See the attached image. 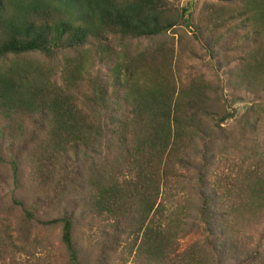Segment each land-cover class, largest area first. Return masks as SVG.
<instances>
[{
  "label": "trees",
  "instance_id": "obj_1",
  "mask_svg": "<svg viewBox=\"0 0 264 264\" xmlns=\"http://www.w3.org/2000/svg\"><path fill=\"white\" fill-rule=\"evenodd\" d=\"M226 1L240 4L235 14L207 10L203 19L217 20L218 28L238 18V28L247 30L243 41L251 45L233 75L257 97L260 86L264 92V0ZM189 17L188 8L179 10L171 0H0V121L5 128L29 120L40 152L63 162L61 185L81 182L76 188L89 210L116 227L127 222L141 232L135 252L141 264H264V237L249 248L245 239L251 236L240 235L264 225V160L230 190L217 185L207 192L209 162L198 143L205 147L207 135L235 110L219 86L203 77H175L167 36ZM192 28L201 42V26ZM134 41L158 43L134 50ZM95 63L113 64L110 82L91 73ZM252 105L241 119L257 118ZM4 141L0 135V167L6 163ZM103 149L113 160L97 163ZM15 158L10 154L7 163L17 189ZM180 169L194 170L196 179ZM1 175L0 192L7 183ZM190 194L198 200L204 249L179 255L178 240L194 209ZM12 204L22 206L15 199ZM7 211L0 198V214ZM23 213V231L35 221L42 228L59 224L66 264H82L69 217L37 221L34 205Z\"/></svg>",
  "mask_w": 264,
  "mask_h": 264
},
{
  "label": "rangeland",
  "instance_id": "obj_2",
  "mask_svg": "<svg viewBox=\"0 0 264 264\" xmlns=\"http://www.w3.org/2000/svg\"><path fill=\"white\" fill-rule=\"evenodd\" d=\"M171 1L179 10L188 8L190 14L187 24L167 36L168 40L173 42L175 77L182 81L203 77L207 83L219 86L229 105L235 110L234 117L221 124L215 135L212 133L207 135L204 140L205 147L203 142L198 143L199 149L206 153L209 162L205 168L207 192H211L217 185L230 190L234 187V182H243L246 172L253 170L254 167H261L264 160V92L260 86L261 93L256 97L242 87L239 78L233 75L237 69L240 70L242 65L240 58L251 45L243 41L244 32L247 30L238 28L239 19L235 18L216 28L214 24L217 20L203 19V17L207 10L211 13L214 10L220 12L221 9H228L232 11L231 14H235L234 10L240 4L228 3L226 0ZM197 24L201 26L203 32L201 42L195 38L196 32L192 28V25ZM155 43L134 41L131 48L134 50H142L147 46L153 48ZM241 43L245 45L240 47ZM207 47L213 51L212 58L205 52ZM112 66L111 63H95L91 73L110 82L109 69ZM252 104H257V118L247 121L241 119L246 109L253 106ZM24 121V123L21 121L10 123L9 126L7 123L5 128L0 121V135L5 140L1 153L6 161L0 167V173L1 177L7 180L2 186L0 198L9 209L0 214L1 218H4L0 221V264H66L65 253L60 243L59 224L42 228L35 221L26 231L21 228L23 211L32 205L36 206L37 221L46 222L63 216L71 219L72 237L82 264H98V262L141 264L135 259L141 232L127 222L116 227L112 220L89 210L86 195L82 198V190L76 188L81 182L61 185L58 166L63 165V162L55 163L40 152L39 135H31L32 123L29 120ZM10 140H14L11 146ZM9 149L12 150L11 153ZM10 154L16 157L18 163L17 189L13 187V179L7 163ZM199 156L200 164L202 157ZM112 160L113 156L105 149L102 150L100 157L96 158V162L101 164ZM179 173L191 175L193 180L196 179L194 170L188 172L180 169ZM178 193L183 195L180 191ZM190 197L194 209L186 221L185 232L178 240L179 255L195 247L199 252L204 249L203 226L196 216L198 200L193 194H190ZM13 199L18 200L22 206L13 205ZM225 211L224 207L219 213L225 215ZM6 224H9V229L4 227ZM218 226L219 222H216L214 229L216 230ZM240 235L251 236L245 239V242L247 247L252 248L261 237H264V225L262 223L253 225L250 229L240 231ZM38 238H42V241H36ZM215 240L220 241L219 238ZM262 242V251H264V241ZM13 245L17 248L15 249Z\"/></svg>",
  "mask_w": 264,
  "mask_h": 264
}]
</instances>
